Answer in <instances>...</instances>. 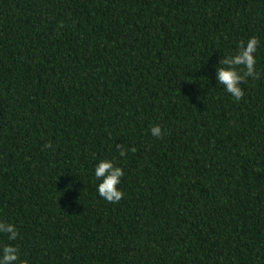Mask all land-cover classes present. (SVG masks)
<instances>
[{"label": "trees", "instance_id": "obj_1", "mask_svg": "<svg viewBox=\"0 0 264 264\" xmlns=\"http://www.w3.org/2000/svg\"><path fill=\"white\" fill-rule=\"evenodd\" d=\"M0 221L28 264H264V0H0Z\"/></svg>", "mask_w": 264, "mask_h": 264}, {"label": "clouds", "instance_id": "obj_2", "mask_svg": "<svg viewBox=\"0 0 264 264\" xmlns=\"http://www.w3.org/2000/svg\"><path fill=\"white\" fill-rule=\"evenodd\" d=\"M258 43L256 36L237 42L236 51L233 54L224 55L218 63L219 66L216 67L218 84H222L224 90L236 100L243 96L240 85L245 77L255 74L257 65L255 54ZM150 133L152 136L160 138L162 135L160 126L152 125ZM120 155H124L123 150L120 151ZM95 161L92 175L97 181V194L108 202H118L123 195L117 187L120 178L124 175L122 168L108 158H98ZM0 235H3L8 241H14L18 236V229L10 222L0 221ZM18 251V247L11 243L0 245V264H28L27 260L20 259Z\"/></svg>", "mask_w": 264, "mask_h": 264}]
</instances>
